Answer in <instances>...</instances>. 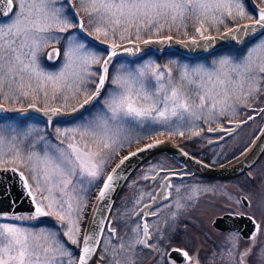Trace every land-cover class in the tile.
Masks as SVG:
<instances>
[{
	"label": "snow or ice",
	"instance_id": "6c2138e0",
	"mask_svg": "<svg viewBox=\"0 0 264 264\" xmlns=\"http://www.w3.org/2000/svg\"><path fill=\"white\" fill-rule=\"evenodd\" d=\"M222 28L235 44L217 50L213 33ZM176 36L185 46L205 47L191 57L164 49L169 59L160 64L154 50L139 46L166 45ZM261 104L264 0L255 7L251 0H0V173L18 176L32 205L18 213L11 185L0 191L9 200L0 206V264H139L146 250L152 264H215L216 251L205 258L172 242L177 218L197 195L218 192L226 213L219 219L239 216L253 227L246 248L239 232L227 230L217 251L229 264H264V220H257L264 197L257 201L242 189L234 198L189 183L185 177L194 174L187 169L150 165L142 179L159 182L160 191L141 189L131 208L117 209L112 220L104 215L114 207L117 182H127L126 162L173 139L191 159L183 142L230 134L233 121L239 128L264 116ZM96 188L85 232L87 198Z\"/></svg>",
	"mask_w": 264,
	"mask_h": 264
},
{
	"label": "rangeland",
	"instance_id": "374dc122",
	"mask_svg": "<svg viewBox=\"0 0 264 264\" xmlns=\"http://www.w3.org/2000/svg\"><path fill=\"white\" fill-rule=\"evenodd\" d=\"M189 30L191 31V28ZM222 30L224 29L222 28ZM176 38L181 39L178 36H176ZM152 58L155 59V56H153ZM168 59L169 57L167 55H161L159 56L158 63L164 64L167 62ZM212 126L216 127V125H212ZM261 127L262 126L260 125V123H258V120H256L254 122L247 124L243 128L240 127L236 132H234L235 134L234 133L231 134L232 136L229 135L228 137L230 136L231 137L228 138L227 140H224L226 139L224 137L223 139H221V137L215 139V136L218 134L215 132V133H209L207 134V136L204 137H194L190 141L183 142V144H186L187 147L186 150L189 151L190 153L202 154L210 161H212L211 163H218L226 159L228 160L231 157L238 154L240 151H242L254 139L253 137L259 132ZM159 138H166V137H159ZM139 145L134 144L132 149L138 147ZM130 150L131 148H126L123 154L129 152ZM117 160L113 161L111 166ZM159 164H163L166 168L172 170H179L180 168L176 164L174 159L166 154H159L157 156H154L150 161L146 162L130 178V180L126 184L123 192L121 193L120 201L117 204L116 209L111 214V220L115 218L117 209H119L122 212L124 208H131L135 204L136 198H138L141 194V189H143V191L145 192H151L152 195L155 194L156 190L159 187V182H153L151 180L145 181L142 179V176L150 165L156 166V171H159L160 170ZM257 165L258 166L255 167L254 169L252 168L250 171H247L245 174H243L241 178L235 180L206 183L204 181H201L193 177L186 181L195 185L217 186L218 188L222 189L225 193H231L234 198L243 196L245 192L242 191V189H246L248 190L249 193L253 194L256 197L257 201H259L262 197H264V155L261 158L260 163H258ZM249 173H251L255 177V179H253L251 183H249ZM148 174L154 175L155 173H148ZM105 175H107V173H105ZM133 181H137V184L135 187H130ZM97 191L98 188L93 189L87 198L89 201L88 207L85 210L87 217L91 208L90 205H92V201ZM125 199H127V205L124 203ZM149 201H150L149 199H145L144 203H147ZM223 204L224 201L220 198L219 192L216 193L215 195H213L212 193H207L203 195L198 194L193 208H191L187 214L181 215L177 218V222H176L177 230L174 233L172 246H184L187 243L186 248L190 249L193 255L199 252L200 256L205 258L211 256V254L214 251H216L217 254H216L215 264H229L226 252L221 253L220 251H217L218 245H225V241L229 233H221L219 231H216L211 226V222L213 221V219L216 216L222 215L224 213L223 211H221V207L223 206ZM141 206H143V204L140 205V207ZM240 210H241L240 207L235 208L236 212H239ZM246 211H251V209H246ZM167 217H168L167 211L161 213L160 220L162 221V223H165ZM40 219L41 221L50 224L56 223L53 217H42ZM263 219L264 216H262L260 213H257V220L261 221ZM86 221L87 219L84 221V228ZM185 225L191 228V234H190L191 238L187 240L181 238V236L183 235V231L180 232V228L181 227L183 228V226ZM121 234H123V232ZM180 234L181 236L179 237ZM260 236H264V233H261ZM260 236L258 237V247L262 243H264V239L260 238ZM180 240L187 242L185 243ZM249 243H250L249 240L240 239L239 241L240 249L243 250L249 245ZM254 259L255 258H253V260ZM143 261L145 262V264H152V257L148 255L146 251L144 253V257H142L141 260L139 261V264H144ZM206 261L207 259L204 260V264H207L208 262L210 263L209 260L208 262Z\"/></svg>",
	"mask_w": 264,
	"mask_h": 264
},
{
	"label": "water",
	"instance_id": "95a60500",
	"mask_svg": "<svg viewBox=\"0 0 264 264\" xmlns=\"http://www.w3.org/2000/svg\"><path fill=\"white\" fill-rule=\"evenodd\" d=\"M251 3L253 7L256 6V2L254 0H251ZM241 23L242 24L249 23V21L241 22ZM224 31H226V29L221 31L220 33L213 34L216 37L215 47L217 50H223V49L230 47L232 44H235V41H233L231 37L223 36ZM139 46L141 48L154 50L158 56H161L160 53L163 52L164 49H167L168 51H179L183 53L185 56H189V57L201 54L202 49L205 47L203 43H201L200 48H196L195 46H191V45L185 46V44L181 43L180 39L176 37H174L171 43L166 44V45L153 43L150 45L140 44ZM45 59L47 60L46 57ZM47 62L51 63L50 61H47ZM34 115L42 116V114L40 113H34ZM242 126L243 125H241L240 127ZM230 127L232 128L231 133L229 134L227 132V134L223 137H227L233 134L240 128V127L239 128L235 127V122H233L232 125H230ZM262 129H264V124L262 128L259 130V132L256 134V136L254 137V139L242 151H240L235 156L231 157L230 159L220 164H213V163L204 161L198 156L190 153L183 147V150L189 153V156L191 157V159L189 157H185L180 153V148L175 146L177 145V143L171 140L168 143L162 145L160 148L152 149V150H149L148 152L141 153L137 157L132 158L130 162H126L124 168L128 170L126 172H123L122 174L127 177V181H128L129 178L134 174V172L137 171L148 160H150L151 158L159 154H167L171 156L177 163L182 165V169H187V171L194 174L192 176L185 177V179L195 177L198 179L214 180V181L231 180L249 171L258 162L260 157L263 155L264 153V134H262L261 132ZM216 133H219V132H216ZM161 139H167V138H161ZM148 142H151V141H148ZM138 147H143V144L139 145ZM134 150L135 148H133L130 151H134ZM196 161H201V163L197 164ZM118 162L119 160H117L112 167H114L115 164ZM250 164L253 166L249 167ZM117 183L120 186L117 188V190L113 194L114 204L117 198L119 197L124 185L127 182L118 181ZM9 185H11L12 197L17 200L15 210L18 213H29L32 209V205L30 204V201L28 198H22L23 192L19 185V177L14 176L11 172L0 173V191H2L4 187H7ZM98 191L96 195L98 194ZM159 191L160 189L158 187L154 195H156ZM8 203H9V200H4L0 198V206L6 208L8 206ZM97 203H98L97 200L94 198L89 214H88V217H87L86 224H85V228H84L85 232L88 230L89 226L91 225L92 217L95 214ZM147 203H150V201ZM104 215L107 217L108 220H111V214H109L107 211H105ZM225 215L226 213L216 216L211 222V226L215 230L221 231V232H228L227 230H231V232H239V234L242 237H244L243 239L247 240V236L249 235L253 227L252 224L246 218H241L239 216H231L230 218L219 219L220 217L225 216ZM214 222H215V226H213Z\"/></svg>",
	"mask_w": 264,
	"mask_h": 264
},
{
	"label": "flooded vegetation",
	"instance_id": "af4514ba",
	"mask_svg": "<svg viewBox=\"0 0 264 264\" xmlns=\"http://www.w3.org/2000/svg\"><path fill=\"white\" fill-rule=\"evenodd\" d=\"M255 2H256V0H254ZM241 22H246V21H241ZM222 31V30H221ZM217 33H219V32H216V33H213V34H217ZM259 107H264V104L263 105H261V106H259ZM250 114H253V115H255L254 113H250ZM244 118H246V116L244 117ZM239 119V118H238ZM256 120H258V123H260V125L261 126H263V124H264V116H260V115H256L255 116V119L254 120H252V121H249L247 124H249V123H251V122H254V121H256ZM247 124H244L241 128H243L244 126H246ZM262 128V127H261ZM227 134V132H219L216 136H215V139L216 138H220V137H223V136H225ZM235 134V133H234ZM232 136V135H231ZM230 136V137H231ZM256 136V135H255ZM254 136V137H255ZM211 137V136H210ZM230 137H224V138H226V139H224V140H227L228 138H230ZM253 137V138H254ZM183 144V143H182ZM186 145V144H185ZM263 155H264V153H263ZM263 155L260 157V159L258 160V162L252 167L253 169L255 168V167H257L258 165V163H260V160H261V158L263 157ZM251 168V169H252ZM250 169V170H251ZM179 170H182V167H180L179 168ZM249 170V171H250ZM246 173V172H245ZM244 173V174H245ZM163 174V173H162ZM243 175V174H242ZM193 178V177H192ZM238 178V177H237ZM188 179H190V178H188ZM188 179H185V180H188ZM198 179V178H197ZM199 180H202V179H199ZM233 180V179H232ZM229 181V180H228ZM174 182H175V180H174ZM240 197V196H239ZM127 205V204H126ZM113 211V210H112ZM112 214V213H111ZM154 219V217H149L148 218V220L149 221H152ZM264 220V219H263ZM164 222V221H163ZM160 225H161V228H164V226L165 225H163V224H165V223H162V221L160 220ZM186 227V228H185ZM183 231V235L181 236V234L179 235V237L181 236V238H184V239H189V238H191V236H190V234H191V228L190 227H188V226H183V228L181 227L180 228V232H182ZM217 231V230H216ZM219 232H221V231H219ZM221 233H229V232H221ZM233 233H235V232H233ZM260 238H263L264 239V236H260ZM242 240H244V239H242ZM248 240V239H247ZM180 241H183V240H180ZM183 242H187V241H183ZM173 247H187V243L184 245V246H173ZM146 253H147V250H146ZM143 257H144V255H143ZM144 262V261H143ZM206 262H208V260L206 261ZM144 264H145V262H144ZM207 264H211V262L209 263H207Z\"/></svg>",
	"mask_w": 264,
	"mask_h": 264
},
{
	"label": "trees",
	"instance_id": "16d2710c",
	"mask_svg": "<svg viewBox=\"0 0 264 264\" xmlns=\"http://www.w3.org/2000/svg\"><path fill=\"white\" fill-rule=\"evenodd\" d=\"M165 55H166V54H165ZM176 142H177V141H176ZM144 143H145V142H144ZM181 146L184 147L185 149L187 148L185 144H182ZM131 149H132V148H131ZM193 154H194V153H193ZM194 155L198 156L199 158H201V159L204 160V161H207V162H210V163L212 162V161H210L208 158H206L205 156H203L202 154H194ZM226 160H227V159H226ZM226 160H224V161H226ZM149 161H150V160H149ZM174 161H175V160H174ZM224 161H220V162H218V163H213V164H220V163H223ZM175 162H176V161H175ZM176 164H177L179 167H182V165H180L179 163L176 162ZM112 166H113V165H112ZM112 166H111V167H112ZM141 167H142V166H141ZM139 169H140V168H139ZM139 169H138V170H139ZM138 170H137V171H138ZM137 171H136V172H137ZM136 172H135V173H136ZM135 173H134V174H135ZM134 174H133V175H134ZM133 175H132V176H133ZM132 176H131V177H132ZM241 177H242V175L239 176L238 178H241ZM238 178H235V179H238ZM235 179H233V180H235ZM129 180H130V179H129ZM129 180H128V181H129ZM128 181H127V183H128ZM201 181H204V182H206V183L222 182V181H214V180H201ZM127 183H126V184H127ZM126 184H125V186H126ZM125 186L123 187L121 193L123 192ZM120 197H121V194L119 195V197L117 198V200H116V202H115V204H114V207H113V209H112L113 211L116 209L117 204H118L119 201H120ZM89 205H90V204H89ZM90 206H91V205H90ZM113 211H112V212H113ZM112 212H111V213H112Z\"/></svg>",
	"mask_w": 264,
	"mask_h": 264
}]
</instances>
